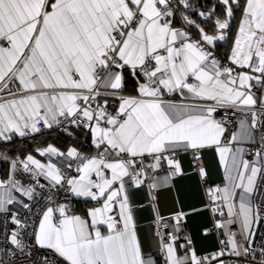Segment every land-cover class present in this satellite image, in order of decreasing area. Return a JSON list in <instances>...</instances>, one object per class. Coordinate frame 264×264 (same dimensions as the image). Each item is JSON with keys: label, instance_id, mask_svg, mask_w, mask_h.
<instances>
[{"label": "snow or ice", "instance_id": "obj_1", "mask_svg": "<svg viewBox=\"0 0 264 264\" xmlns=\"http://www.w3.org/2000/svg\"><path fill=\"white\" fill-rule=\"evenodd\" d=\"M0 161V264H264V0H0Z\"/></svg>", "mask_w": 264, "mask_h": 264}, {"label": "crops", "instance_id": "obj_2", "mask_svg": "<svg viewBox=\"0 0 264 264\" xmlns=\"http://www.w3.org/2000/svg\"><path fill=\"white\" fill-rule=\"evenodd\" d=\"M176 189L178 190L180 198L184 202L186 208L190 205H198L200 203L199 190L196 187L195 179L193 177L176 180ZM168 199L170 207V196ZM209 224L210 220L207 213L200 216H192L188 219V229L196 239V246L200 252L211 250L216 247L217 242L215 235H210L207 238H201L199 234V229Z\"/></svg>", "mask_w": 264, "mask_h": 264}, {"label": "water", "instance_id": "obj_3", "mask_svg": "<svg viewBox=\"0 0 264 264\" xmlns=\"http://www.w3.org/2000/svg\"><path fill=\"white\" fill-rule=\"evenodd\" d=\"M7 168V164L3 161H0V173H3Z\"/></svg>", "mask_w": 264, "mask_h": 264}, {"label": "built area", "instance_id": "obj_4", "mask_svg": "<svg viewBox=\"0 0 264 264\" xmlns=\"http://www.w3.org/2000/svg\"><path fill=\"white\" fill-rule=\"evenodd\" d=\"M205 226H208V225H205ZM204 227V226H203ZM202 228V227H201ZM200 228V229H201ZM212 235H215V234H212ZM212 250V249H211ZM206 251H210V250H206ZM206 251H202V252H206ZM226 259L228 260L229 264H232V261L237 259L235 257H226Z\"/></svg>", "mask_w": 264, "mask_h": 264}, {"label": "bare ground", "instance_id": "obj_5", "mask_svg": "<svg viewBox=\"0 0 264 264\" xmlns=\"http://www.w3.org/2000/svg\"><path fill=\"white\" fill-rule=\"evenodd\" d=\"M199 234H200V229H199Z\"/></svg>", "mask_w": 264, "mask_h": 264}]
</instances>
